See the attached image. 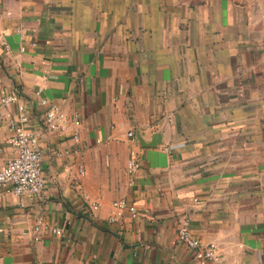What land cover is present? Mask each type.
<instances>
[{"label": "crops", "instance_id": "obj_1", "mask_svg": "<svg viewBox=\"0 0 264 264\" xmlns=\"http://www.w3.org/2000/svg\"><path fill=\"white\" fill-rule=\"evenodd\" d=\"M0 35V97L26 106L47 182L0 198V264H197L183 216L222 264H264V0H0ZM42 99L78 116L79 142L47 129ZM122 199L139 218L112 223ZM38 221L63 237L36 242Z\"/></svg>", "mask_w": 264, "mask_h": 264}, {"label": "built area", "instance_id": "obj_2", "mask_svg": "<svg viewBox=\"0 0 264 264\" xmlns=\"http://www.w3.org/2000/svg\"><path fill=\"white\" fill-rule=\"evenodd\" d=\"M0 42L4 49L9 52L10 48L0 35ZM25 52L26 48H22ZM41 106L47 107L45 114L46 127L51 132L60 131L67 123H72L75 127L74 139L80 140L81 121L78 116L72 118L65 115L59 108L50 105L49 100L42 99ZM13 106L17 107L16 119L7 115V111ZM10 118L9 125L12 130V137L9 144L14 148L15 155L7 162L5 168L0 171V198L6 196L14 197H39L47 188L46 178L42 168V151L39 145V136L30 131L27 126L30 116L25 105L21 103L19 96L12 94L0 97V120ZM133 138L134 134L129 133ZM169 151V148H165ZM141 155L137 149H132L127 161V172L130 178V185L136 184V177L141 171ZM81 176H85V170L80 168ZM79 185L76 182V187ZM198 203V201L196 200ZM116 214L109 221L116 222L125 212L131 214L133 219L139 218L136 207L127 200H118L113 203ZM94 210L99 208V204H94ZM34 240L42 241L45 237H63V230L59 227L45 224L38 221L32 228ZM178 238L180 242L187 246L192 252L197 264H222L224 255L219 252V247L215 243L204 244L194 236L191 230V219L188 216L181 218Z\"/></svg>", "mask_w": 264, "mask_h": 264}, {"label": "water", "instance_id": "obj_3", "mask_svg": "<svg viewBox=\"0 0 264 264\" xmlns=\"http://www.w3.org/2000/svg\"><path fill=\"white\" fill-rule=\"evenodd\" d=\"M142 148H156L161 145V136L160 134H155L151 142H145L141 135L138 137Z\"/></svg>", "mask_w": 264, "mask_h": 264}]
</instances>
